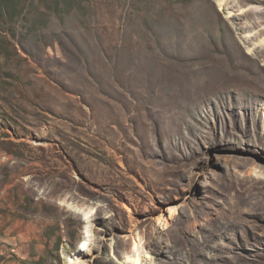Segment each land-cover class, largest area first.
I'll list each match as a JSON object with an SVG mask.
<instances>
[{
	"label": "rangeland",
	"instance_id": "1",
	"mask_svg": "<svg viewBox=\"0 0 264 264\" xmlns=\"http://www.w3.org/2000/svg\"><path fill=\"white\" fill-rule=\"evenodd\" d=\"M217 1L0 0V264H264V0Z\"/></svg>",
	"mask_w": 264,
	"mask_h": 264
},
{
	"label": "bare ground",
	"instance_id": "2",
	"mask_svg": "<svg viewBox=\"0 0 264 264\" xmlns=\"http://www.w3.org/2000/svg\"><path fill=\"white\" fill-rule=\"evenodd\" d=\"M217 2L220 6L225 8V5L227 4L228 0H218ZM249 8L250 9L251 8L256 9L258 7L250 6ZM68 207H71L75 210L80 209V207H77L76 204L71 203V202L68 203ZM86 215H89V213H86ZM88 237H89V234H88ZM124 237H125V235H123V233H118V237H114L113 239H111L109 242L110 243L109 244V246H110L109 251H114V253L120 252V254H121L120 255V264H138L140 261V256H138V255L135 256L134 254H132L131 252H129L128 250H126L125 248H123L120 245L119 239L124 238ZM83 250H87L86 244L84 245Z\"/></svg>",
	"mask_w": 264,
	"mask_h": 264
},
{
	"label": "trees",
	"instance_id": "3",
	"mask_svg": "<svg viewBox=\"0 0 264 264\" xmlns=\"http://www.w3.org/2000/svg\"><path fill=\"white\" fill-rule=\"evenodd\" d=\"M108 251H109V249H108Z\"/></svg>",
	"mask_w": 264,
	"mask_h": 264
}]
</instances>
